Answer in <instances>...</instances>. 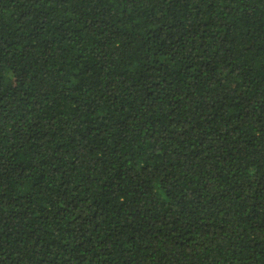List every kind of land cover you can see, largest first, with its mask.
<instances>
[{
  "label": "trees",
  "instance_id": "16d2710c",
  "mask_svg": "<svg viewBox=\"0 0 264 264\" xmlns=\"http://www.w3.org/2000/svg\"><path fill=\"white\" fill-rule=\"evenodd\" d=\"M0 264H264V0H0Z\"/></svg>",
  "mask_w": 264,
  "mask_h": 264
}]
</instances>
